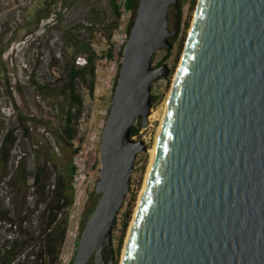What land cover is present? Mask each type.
<instances>
[{
	"label": "water",
	"instance_id": "obj_1",
	"mask_svg": "<svg viewBox=\"0 0 264 264\" xmlns=\"http://www.w3.org/2000/svg\"><path fill=\"white\" fill-rule=\"evenodd\" d=\"M179 0H140L100 144L99 202L73 264H114ZM176 8L171 28L170 15ZM111 253L107 263L106 254ZM122 264H264V0H199Z\"/></svg>",
	"mask_w": 264,
	"mask_h": 264
},
{
	"label": "rangeland",
	"instance_id": "obj_2",
	"mask_svg": "<svg viewBox=\"0 0 264 264\" xmlns=\"http://www.w3.org/2000/svg\"><path fill=\"white\" fill-rule=\"evenodd\" d=\"M140 0H138L139 3ZM199 0H179V35L171 39L173 48L157 52L153 66L167 64L171 70L168 78L156 81L152 86L154 100L151 113L161 112L156 120H150L149 127L143 128L139 119L135 125H141L140 133L134 137L143 141L148 151L138 155L135 173L132 177V192L126 199L116 225L113 242L115 263L122 264L123 253L129 231L143 191L149 171L152 150L156 144L161 119L167 104L176 72L189 37ZM176 8H172L171 28L175 22ZM138 9L125 11L120 20V28L115 32L112 43L115 53H119L120 42L126 41L137 18ZM115 15L107 0H0V147L8 132L12 131L17 139L15 154L30 149V138L37 141L42 136L56 146L51 136L45 133L44 122L58 125L55 111L36 93L37 84L56 82L58 69H64L75 55L77 46L72 39L90 43L99 56L105 55L108 48L106 27L113 23ZM117 41V42H116ZM77 57L87 58L86 53ZM76 57V58H77ZM59 62L57 66L56 64ZM113 62L99 60L97 83L94 97L80 87L84 107L76 111L77 127L76 147L85 151L94 143L98 150V141L102 135L112 104V96L117 85L118 72H113ZM59 152V151H58ZM100 161L95 160L91 173L86 180L75 187V204L70 210L69 232L63 249L61 264H73L78 248L80 234L87 220L93 214L100 197L96 195L99 180ZM128 220L127 215L131 211ZM129 226L124 231V223ZM107 263L111 253L106 256ZM94 264V260L91 262Z\"/></svg>",
	"mask_w": 264,
	"mask_h": 264
},
{
	"label": "trees",
	"instance_id": "obj_3",
	"mask_svg": "<svg viewBox=\"0 0 264 264\" xmlns=\"http://www.w3.org/2000/svg\"><path fill=\"white\" fill-rule=\"evenodd\" d=\"M107 1L115 19L106 27L105 55L99 56L90 43L72 39L77 46L76 53L64 69H58L56 82L35 83L37 95L55 111L58 125L47 121L44 128L56 146L45 136L37 141L30 138V149L15 154L17 139L10 131L0 147V264H61L70 210L75 204L78 174L75 160L82 149L75 145L76 111L84 107L80 87L94 97L96 64L99 60L113 59L112 39L120 28L123 13L137 10L139 4L138 0ZM83 52L87 54L88 64L78 67L76 57ZM58 64L56 61L55 66ZM119 72L120 69L118 75ZM140 130L141 125H134L132 138L137 137ZM131 216L132 208L128 220ZM128 220L124 231L129 226Z\"/></svg>",
	"mask_w": 264,
	"mask_h": 264
},
{
	"label": "built area",
	"instance_id": "obj_4",
	"mask_svg": "<svg viewBox=\"0 0 264 264\" xmlns=\"http://www.w3.org/2000/svg\"><path fill=\"white\" fill-rule=\"evenodd\" d=\"M125 44H126V41L120 42V50H119L118 54L115 53V50H114V57L112 59V61H114L113 62V68H112L113 72H118L120 69L121 60H122L120 53H121L122 49L124 50ZM87 64H88L87 58H85V57H77L76 58V65L78 67H85ZM98 142L101 143V137H100ZM99 151H100V149L97 150L96 145L94 143H91V145L89 147H87V149L85 151L81 150L79 152V154L75 160V164L78 168V174H77L75 187H78L79 184H81L82 182H84L86 180V178L88 177V175L91 173V171L93 169V166L95 164V160L100 161ZM100 167H101V165H100ZM99 170H100V168H99ZM98 175H99V171H98Z\"/></svg>",
	"mask_w": 264,
	"mask_h": 264
},
{
	"label": "bare ground",
	"instance_id": "obj_5",
	"mask_svg": "<svg viewBox=\"0 0 264 264\" xmlns=\"http://www.w3.org/2000/svg\"><path fill=\"white\" fill-rule=\"evenodd\" d=\"M166 106H167V104H166ZM166 106H165L164 113H163V116H162V119H161V125H160L159 131H158V136H157L156 144H157L158 137H159V134H160V131H161V128H162L163 122H164L165 113H166ZM160 114H161V112H156V114H152L150 120H156L158 117H160ZM156 144H155V146H154V148H153V150H152V159H151V163H150V167H149V171H148V173H147V176H148V174H149V172H150V170H151V167H152V162H153V158H154V154H155V150H156ZM99 149H100V147H99ZM146 179H147V177H146ZM95 187H96V186H95ZM145 187H146V181H145V185H144L143 191L141 192V196H142V194H143V192H144V190H145ZM126 243H127V242H126ZM124 251H125V250H124ZM123 255H124V253H123ZM123 257H124V256H123Z\"/></svg>",
	"mask_w": 264,
	"mask_h": 264
}]
</instances>
